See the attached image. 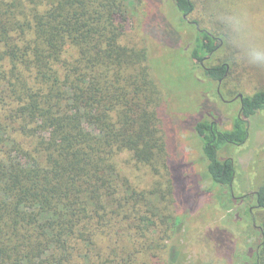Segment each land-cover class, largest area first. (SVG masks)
<instances>
[{
    "label": "trees",
    "instance_id": "obj_1",
    "mask_svg": "<svg viewBox=\"0 0 264 264\" xmlns=\"http://www.w3.org/2000/svg\"><path fill=\"white\" fill-rule=\"evenodd\" d=\"M129 1L0 0V264H168L180 189L193 183L189 208L200 204L201 171L179 175L178 164L196 162L175 156L166 92ZM175 3L195 10L194 0ZM216 48L201 30L192 59ZM203 109L191 127L212 207L240 216L237 161L221 153L247 144L264 89L243 98L229 129ZM255 192L244 212L261 242L244 246L245 264H264V183Z\"/></svg>",
    "mask_w": 264,
    "mask_h": 264
},
{
    "label": "rangeland",
    "instance_id": "obj_2",
    "mask_svg": "<svg viewBox=\"0 0 264 264\" xmlns=\"http://www.w3.org/2000/svg\"><path fill=\"white\" fill-rule=\"evenodd\" d=\"M150 2L129 1L127 7L131 24L145 35L151 69L166 92L164 110L175 156L182 163L196 162L194 167L187 169L178 164L179 175L185 177L194 168L196 173L201 171L198 176L202 177L197 183L202 191L200 204L194 211L189 208L193 183L180 189V220L172 239L167 241L170 251H174L173 255L170 252L168 264H245L244 246L256 247L261 242L260 226L257 220V227L252 226L245 217L244 207L255 204L252 192L264 183V109L249 119L250 138L247 144L243 147L227 145L221 153L222 157L232 156L237 161L233 191L237 197L234 204L239 208L240 216L236 211L216 212L212 207L210 197L215 191L210 193L211 181L206 178L205 162L193 148L197 139L191 126L204 107L203 113H214L224 128H231L232 117L239 113L242 103L239 98L224 103L217 89L220 88L226 99L240 94L243 98L249 97L264 89V70L249 68L225 52L220 37L200 22L198 9L204 0H194L195 10L186 17L178 10L175 0ZM192 21H197L198 26ZM201 30L214 36L217 48L203 61L195 62L192 50ZM223 64L228 66L222 78L206 75L207 68ZM198 75L211 81L205 82ZM215 190L218 191L217 187Z\"/></svg>",
    "mask_w": 264,
    "mask_h": 264
},
{
    "label": "clouds",
    "instance_id": "obj_3",
    "mask_svg": "<svg viewBox=\"0 0 264 264\" xmlns=\"http://www.w3.org/2000/svg\"><path fill=\"white\" fill-rule=\"evenodd\" d=\"M198 15L220 37L228 55L264 70V0H204Z\"/></svg>",
    "mask_w": 264,
    "mask_h": 264
},
{
    "label": "flooded vegetation",
    "instance_id": "obj_4",
    "mask_svg": "<svg viewBox=\"0 0 264 264\" xmlns=\"http://www.w3.org/2000/svg\"><path fill=\"white\" fill-rule=\"evenodd\" d=\"M184 17H186V15H184ZM193 23H195L197 26H198V24L196 23V22H193ZM203 64V63H202ZM208 70L210 69V68H207ZM217 93L219 94V96L221 97V99L225 102V103H228V102H230V101H234V100H236V99H240V101H241V103L243 102V97H241V95H238L237 97H234V98H231V99H226L225 97H224V95L222 94V92H221V90H220V88L219 89H217ZM252 193H256L255 191H253ZM232 195H233V197L234 198H237L235 195H234V191L232 190ZM251 211H252V207H251ZM256 221H255V219H254V215H252V223H253V225L255 226V227H257V224L255 223Z\"/></svg>",
    "mask_w": 264,
    "mask_h": 264
},
{
    "label": "water",
    "instance_id": "obj_5",
    "mask_svg": "<svg viewBox=\"0 0 264 264\" xmlns=\"http://www.w3.org/2000/svg\"><path fill=\"white\" fill-rule=\"evenodd\" d=\"M240 95H241V97H243L242 94H240ZM255 223H256V222H255Z\"/></svg>",
    "mask_w": 264,
    "mask_h": 264
}]
</instances>
